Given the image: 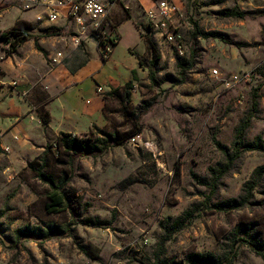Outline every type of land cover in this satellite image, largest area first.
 <instances>
[{"label": "rangeland", "instance_id": "374dc122", "mask_svg": "<svg viewBox=\"0 0 264 264\" xmlns=\"http://www.w3.org/2000/svg\"><path fill=\"white\" fill-rule=\"evenodd\" d=\"M175 1L181 8L176 23L185 38L183 65H177L172 45L155 37L157 59L134 23L122 24L115 64L123 66L116 79L122 81L124 66L136 59L130 51L133 47L142 67L130 90L131 106L143 100L155 104L141 118V134L100 156L75 160L63 212L46 213L50 188L30 170L22 168L9 174L3 168L6 162H0V264L182 262L196 251L219 253L223 243L230 244V233L242 221H258L264 230V206L224 210L215 205L240 194L253 169L264 163V152L246 151L212 198L210 189L193 177V173L207 176L209 168L222 159L217 142L232 145L237 126L251 108L255 88L259 109L246 139L252 141L258 134L264 137V0ZM19 5L15 0H0L2 25L13 23ZM227 10L245 15L229 16ZM131 12L134 22L145 26L139 27L140 31L153 37L144 8L132 0H116L109 16L119 23V18ZM48 24L46 19L38 21L32 36L58 40L57 49L68 54L74 27L66 23L50 32ZM212 31L223 36H208ZM184 68H189L185 81L175 84L173 79H180ZM150 71L157 84L149 79ZM105 111L99 128L130 129L117 101L109 99ZM53 149L57 152L56 144ZM66 168L57 166L55 171L60 174ZM261 190L256 193L259 199L264 198ZM193 203L198 208L196 217L162 246L164 255L159 261L160 221L181 214ZM26 225L43 230L58 225L61 230L47 239H18L16 229ZM231 264H264V257L240 242Z\"/></svg>", "mask_w": 264, "mask_h": 264}, {"label": "crops", "instance_id": "0c3cea01", "mask_svg": "<svg viewBox=\"0 0 264 264\" xmlns=\"http://www.w3.org/2000/svg\"><path fill=\"white\" fill-rule=\"evenodd\" d=\"M132 1L143 7L145 13L153 6V0ZM15 9L13 23L2 25L0 22V35L15 27L18 21H24L34 26L29 30L32 36L38 23L37 10ZM132 16L135 17L131 12L130 17L119 18L120 40L106 61L90 39H84L78 46L72 42L68 54L58 50V40L52 38L32 36L14 51L10 43L0 39V162H6L4 172L10 174L24 168L61 132L83 135L94 125L104 123V93L127 82L134 85L138 80L134 79L133 70L140 76L139 56L131 47L136 59L124 66L123 80L116 79L123 66L115 64V52L122 41L120 30L130 20L136 27ZM65 24L59 20L48 25L57 29ZM99 86L103 91H98ZM41 106L50 113L47 124L41 118Z\"/></svg>", "mask_w": 264, "mask_h": 264}, {"label": "trees", "instance_id": "16d2710c", "mask_svg": "<svg viewBox=\"0 0 264 264\" xmlns=\"http://www.w3.org/2000/svg\"><path fill=\"white\" fill-rule=\"evenodd\" d=\"M226 15L243 17L245 13L239 10H227ZM126 16L130 17V14H126ZM112 22L113 28L115 31H118L120 21L116 23L115 20H112ZM136 27L141 37L144 39L148 51H151L155 55V58L158 59V48L154 38L140 31L139 27H145L144 24L136 23ZM147 27L150 30L149 26ZM32 28H34V26L31 24L18 21L15 27L2 33L0 39L10 43L11 50L14 51L20 43L32 37L29 33V30ZM47 29L49 31H54L56 27L50 26ZM207 35L213 37L223 36V34L218 31L209 32ZM102 44L103 42L98 43L99 47ZM117 44L118 42L114 44L115 47ZM177 58V65H183L182 60H184V57L177 53ZM104 60L106 61V59ZM139 64L140 67H142L141 59H139ZM192 65L193 62L191 61L189 68L192 67ZM189 68H184L182 70L180 79H173L175 84H180L185 81L186 73ZM133 76L134 79H138L137 70H133ZM149 79L154 84L158 83L152 71L149 73ZM133 86L132 82H127L122 86L104 93L103 96L105 100L103 108L105 117L106 104L109 99H114L123 107V117L130 123L129 130L120 131L118 129H113L112 131H106L94 125L90 134L77 135L69 132H61L52 144L46 145L44 150L23 168L24 170H30L37 179L49 186L50 191L47 193V202L45 203L46 213L56 214L64 211L69 198L66 187L72 180L73 165L78 157L100 156L111 147L124 145L128 140L142 133L143 127L141 118L153 107L155 102L143 100L140 104L134 107L131 106L130 90ZM258 109V88H255L252 93L251 108L247 116L237 126L232 145L229 147L221 142H217V146L223 155L222 159L217 162L215 166L209 168L207 176H200L193 173V177L196 179L197 183L205 185L210 189L209 198L216 195L222 185V179L236 168L238 160L246 151L257 150L264 152V137L261 134L256 135L252 141L246 139V134L251 126L252 118L255 116ZM39 112L43 122L47 124L51 118L49 111L44 106H41ZM53 144H56L57 152H54ZM57 166L67 168L58 174L55 171ZM260 188H262V192L260 193L264 195V163L253 169L250 177L244 182L238 196L226 198L215 205L224 210L262 208L264 206V198L259 199L256 196ZM197 211V204L193 203L181 214L177 216H168L166 219L160 221V227L163 233L159 246V261L160 256L164 255L162 246L172 238L174 233L187 227L196 217ZM60 230L61 228H59L58 225H50L46 230H43L41 227L32 228L26 225L17 228L16 234L18 239L25 236L47 239ZM228 242H230L229 245L225 243L222 244L219 253L196 251L187 254L182 262L175 260L168 262L167 259L164 261L166 264H231L236 253V246L240 242L247 244L258 255L264 257V230L259 228L258 221H242L238 223L230 233Z\"/></svg>", "mask_w": 264, "mask_h": 264}, {"label": "built area", "instance_id": "2783aa9c", "mask_svg": "<svg viewBox=\"0 0 264 264\" xmlns=\"http://www.w3.org/2000/svg\"><path fill=\"white\" fill-rule=\"evenodd\" d=\"M24 10L36 9V21L46 19L50 23L64 20L74 27L73 42L80 45L81 39L93 40L103 59H108L115 43L119 42V31H115L110 19L116 0H15ZM180 6L175 0H153V6L146 10L150 33L155 39H161L175 48L179 55H184L185 38L176 19ZM103 42L102 45L98 43ZM61 55V53H58ZM214 73H218L214 70ZM98 91H103L101 86Z\"/></svg>", "mask_w": 264, "mask_h": 264}]
</instances>
